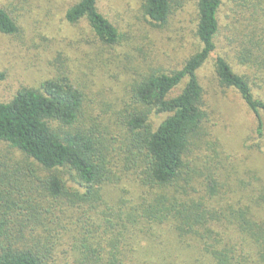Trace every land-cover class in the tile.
<instances>
[{"label": "trees", "instance_id": "trees-1", "mask_svg": "<svg viewBox=\"0 0 264 264\" xmlns=\"http://www.w3.org/2000/svg\"><path fill=\"white\" fill-rule=\"evenodd\" d=\"M185 4L139 11L163 32ZM17 6L0 0L7 38ZM109 10L77 0L64 19L92 36L87 67L122 84L58 68L0 101V264H264V179L247 160L264 156V0H196V43L174 60L130 45Z\"/></svg>", "mask_w": 264, "mask_h": 264}, {"label": "rangeland", "instance_id": "rangeland-1", "mask_svg": "<svg viewBox=\"0 0 264 264\" xmlns=\"http://www.w3.org/2000/svg\"><path fill=\"white\" fill-rule=\"evenodd\" d=\"M3 1L16 2L18 5L15 17H19L18 23L21 36L20 38H7L0 34V72L6 73V79L0 81V101L9 100L13 93L23 85L40 86L43 81L55 77L56 74L52 75V71L57 72L58 68H64L66 71L73 70V74L87 73L88 77L86 79L89 80V85L94 86L95 89L101 86V83H105L107 86L120 85L129 76L125 73H119L112 66L111 69L94 65L87 67V64L94 63H89L87 54L80 55L79 49L83 47L82 44L91 40L92 36L83 26L73 28L66 24L64 19L67 8L77 0H27L28 3L24 6L19 0ZM195 2L196 0H185L186 4L183 10L178 14L172 25L167 30L158 32L147 24L140 15V0H103L105 8L110 9L109 11L113 13L112 18L121 35L123 34L130 45L133 44L135 48H145L148 54H150V50H155L163 55L164 59L170 57L173 60L180 56L184 46L196 43L192 33L195 22ZM127 33L129 35L126 36ZM78 42H80L79 45ZM223 45L221 44V47ZM124 50V46L115 50L107 48L106 53L108 54V51H111L121 54ZM166 52L169 57L165 55ZM211 72L212 61L203 70V74L207 73L204 80L208 86L211 85ZM117 74L119 76L115 78ZM101 75L106 76L104 81L101 80L103 78ZM118 78H120V83L116 81ZM122 87L119 86L117 90ZM113 97H116V95H113ZM230 104L229 111L231 112L229 113H238L236 117L239 120L238 122L243 118L245 119L244 108L237 105L233 99L230 100ZM228 123L232 125V129L233 125L235 127L233 120L228 121ZM238 126L241 129L242 138L243 133H246V129L243 127L242 122ZM226 132L222 131L221 134ZM236 139L238 142V137ZM242 139L240 140L238 152H242L241 155L244 154L246 157L247 153L245 154L241 149ZM226 143L228 150H230L229 140H226ZM232 153L233 155L237 154ZM247 160L250 168L258 172V175L264 179V156L254 154Z\"/></svg>", "mask_w": 264, "mask_h": 264}]
</instances>
